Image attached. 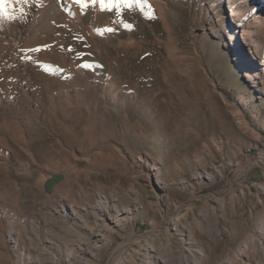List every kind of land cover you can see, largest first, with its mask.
I'll return each instance as SVG.
<instances>
[{
  "label": "rangeland",
  "instance_id": "obj_1",
  "mask_svg": "<svg viewBox=\"0 0 264 264\" xmlns=\"http://www.w3.org/2000/svg\"><path fill=\"white\" fill-rule=\"evenodd\" d=\"M10 3L14 18L0 15V181L41 185L82 209L74 264H153L155 246L182 264L184 229L206 208L218 209L222 230H197L206 264L231 260L264 220V100L246 79L247 50L225 44L226 1L81 0L65 10L60 0L61 21L34 36L45 2ZM242 97L250 130L232 114ZM18 193L0 192V264L21 253L2 241L15 212L5 199ZM101 196L112 202L95 211ZM101 219L113 226L106 239ZM252 264H264L261 250Z\"/></svg>",
  "mask_w": 264,
  "mask_h": 264
},
{
  "label": "bare ground",
  "instance_id": "obj_2",
  "mask_svg": "<svg viewBox=\"0 0 264 264\" xmlns=\"http://www.w3.org/2000/svg\"><path fill=\"white\" fill-rule=\"evenodd\" d=\"M42 1L45 2V5L31 24L30 36L37 35L42 28H53L61 21L63 8L60 6V0ZM151 1L154 3L160 2V0ZM225 1L232 19L228 41L225 44L230 50L239 46L238 44H241L242 50H247V61L245 60L247 65L245 70L246 79L258 92L259 98L264 100V86L262 83L264 73V36H260V34L256 36L245 25L246 23H254L257 30L264 33V0ZM64 2L65 10L76 8L78 4L77 0H64ZM238 39H241L242 42ZM257 68L261 70L259 73ZM239 105V108L232 111L234 121L242 129L250 130L252 123L247 116L249 104L242 97ZM199 175L201 178L202 176H207L212 180L214 179L212 174L207 172H202ZM6 185L10 191H18L20 197L17 200L18 202L5 199L6 205L13 208L15 212L12 216V226L8 228L2 241L5 244L6 240H8L15 247L23 244L16 263L13 262L9 252H4L3 255L7 264H74V260L78 257L77 250L85 242L84 236L78 232L74 224L80 219L86 221L81 216L82 209L70 203L67 198L58 200L52 195L45 194L41 189V185L35 187L31 184H24L20 187L16 180L5 179L0 181V192ZM161 199H165V195H162ZM111 202L110 197L101 196L99 197L98 205L94 206V210L108 208ZM221 204L222 208L225 209L224 203L222 202ZM87 208L92 207L87 204ZM126 210L131 213L134 211L132 207H126ZM117 212L119 213V211ZM220 221L221 217L218 209L206 208L202 211L197 221L184 229L186 250L180 251L179 255L183 262L182 264H206V257L201 252L202 245L198 241L197 230H202L205 234L217 239L222 234ZM114 223L120 224V218H114ZM97 224L103 239L112 234L113 226L110 222L108 223L105 219H101ZM67 236H71L76 240L75 247L64 242L58 244V238L65 239ZM263 237L264 220L260 224L259 232L257 231L256 234L252 235L238 249L231 260L222 264H252L253 261H258V252L261 250L264 253V243H261L258 238L263 240ZM160 249L161 246H155L150 249L151 262L153 264H170L172 258L160 255ZM244 259L247 262H244Z\"/></svg>",
  "mask_w": 264,
  "mask_h": 264
},
{
  "label": "snow or ice",
  "instance_id": "obj_3",
  "mask_svg": "<svg viewBox=\"0 0 264 264\" xmlns=\"http://www.w3.org/2000/svg\"><path fill=\"white\" fill-rule=\"evenodd\" d=\"M77 2H81V0H77ZM122 3H124L127 7H131L133 0H121ZM137 3L141 2V0H136ZM101 7L106 8L109 7L107 4L104 3V0H100ZM12 5L10 3V0H0V15H2L5 18H14L10 16V13L8 12V8H10ZM86 6V5H85ZM107 31H112V29H107Z\"/></svg>",
  "mask_w": 264,
  "mask_h": 264
},
{
  "label": "water",
  "instance_id": "obj_4",
  "mask_svg": "<svg viewBox=\"0 0 264 264\" xmlns=\"http://www.w3.org/2000/svg\"><path fill=\"white\" fill-rule=\"evenodd\" d=\"M63 177L61 175H55L47 184L46 188L48 191H52L55 184L59 183Z\"/></svg>",
  "mask_w": 264,
  "mask_h": 264
}]
</instances>
